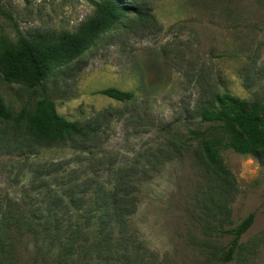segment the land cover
<instances>
[{
    "label": "rangeland",
    "instance_id": "obj_1",
    "mask_svg": "<svg viewBox=\"0 0 264 264\" xmlns=\"http://www.w3.org/2000/svg\"><path fill=\"white\" fill-rule=\"evenodd\" d=\"M121 1L131 10L40 87L0 79L13 111L48 97L70 121L97 120L88 144L43 148L33 166L53 161L52 175L100 171L104 180L113 168L146 170L135 179L131 219L140 264H264V161L222 147L234 181L215 180L190 133L204 128L199 111L216 92L264 106V0ZM93 12L88 0H0V48L19 35L73 32ZM110 87L134 99L99 93ZM30 177L27 164L2 158L0 199L38 201L43 191L30 190ZM251 213L239 252L225 262L230 236L215 227H235ZM36 252L30 240L17 244L11 264H51Z\"/></svg>",
    "mask_w": 264,
    "mask_h": 264
},
{
    "label": "trees",
    "instance_id": "obj_2",
    "mask_svg": "<svg viewBox=\"0 0 264 264\" xmlns=\"http://www.w3.org/2000/svg\"><path fill=\"white\" fill-rule=\"evenodd\" d=\"M91 17L73 31L19 35L0 48V79L7 84L40 87L58 68L81 57L98 37L131 10L121 0H88ZM99 93L118 102L134 99L132 92L106 88ZM204 128L192 130L215 180L234 181L219 158L222 147L264 160L263 100L245 102L232 93L216 92L200 108ZM97 120L70 121L60 115L53 99L45 97L34 107L13 111L0 96V160L13 159L29 167L30 190L38 189V201L0 199V264H11L17 244L30 240L36 255L51 264H140L131 219L137 208L136 177L146 170L113 168L108 180L100 171L70 170L52 175L46 161L33 166L41 149L79 141L88 144L98 132ZM80 150L85 154L86 148ZM60 165H63L60 163ZM227 186V185H226ZM254 214L231 228L216 226L230 241L223 260L234 259L241 238L254 223Z\"/></svg>",
    "mask_w": 264,
    "mask_h": 264
}]
</instances>
